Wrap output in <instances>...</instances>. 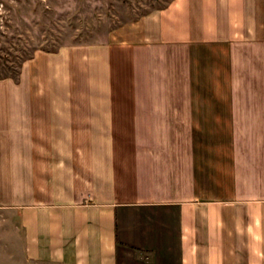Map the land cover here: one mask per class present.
Instances as JSON below:
<instances>
[{"label":"crops","instance_id":"obj_1","mask_svg":"<svg viewBox=\"0 0 264 264\" xmlns=\"http://www.w3.org/2000/svg\"><path fill=\"white\" fill-rule=\"evenodd\" d=\"M0 264H264V0H172L0 76Z\"/></svg>","mask_w":264,"mask_h":264},{"label":"rangeland","instance_id":"obj_2","mask_svg":"<svg viewBox=\"0 0 264 264\" xmlns=\"http://www.w3.org/2000/svg\"><path fill=\"white\" fill-rule=\"evenodd\" d=\"M172 0H0V76H16L37 51L106 39Z\"/></svg>","mask_w":264,"mask_h":264}]
</instances>
